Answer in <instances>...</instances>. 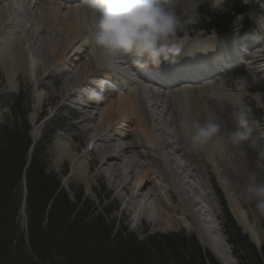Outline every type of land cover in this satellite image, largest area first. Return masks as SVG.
<instances>
[{"label":"bare ground","instance_id":"6f19581e","mask_svg":"<svg viewBox=\"0 0 264 264\" xmlns=\"http://www.w3.org/2000/svg\"><path fill=\"white\" fill-rule=\"evenodd\" d=\"M184 3L185 0H178L177 9L184 7ZM95 19L86 0H0V68L7 75L8 83H17L22 74L38 81L46 73L44 81L38 83L45 87V81L58 74L61 92L69 104L88 99L102 83L111 88L116 87L109 82L118 83L117 88L125 92L123 95L114 100V95L108 93L109 98L103 103H95L108 105L104 111L97 112L90 105L89 110L96 111L93 116L86 108L75 112L74 128L81 145L74 151L91 144L78 160L76 174L85 176L94 166L98 175L113 179L117 190L141 213L139 219H152L166 230L179 222L186 230L195 232L199 242L221 264H237L222 237L220 224L213 226L212 219H217L215 210L201 193L204 170L208 165H221L220 147L213 143L194 149L190 144L191 119H211V112L220 117L225 130L236 128L229 118L222 121L220 103L211 96L212 87L209 82L202 84L209 74L200 73L197 77L199 73H193L196 78L188 80L180 77L162 80L140 71L148 68L154 73L170 63L164 62L158 69L142 68L132 55L125 57L116 68H100L88 47ZM191 38H187L184 51L173 65L187 62V66L193 65L192 69L196 70L203 66L201 55L215 54L217 47H224L234 37L214 31L211 35L203 32L190 41ZM201 42L212 43L213 48L202 50ZM197 82L201 84L196 85ZM226 102L222 100L221 104L228 110ZM36 133L37 130L34 132L37 138ZM245 146L246 143L242 145L244 151ZM133 178L137 182L132 184ZM148 186V196L153 200L142 207ZM171 191L177 196L176 201ZM195 195L199 202L194 201ZM236 201L231 202L232 213L252 241L261 246L256 228L250 226L246 212ZM147 212L154 217L150 218Z\"/></svg>","mask_w":264,"mask_h":264},{"label":"rangeland","instance_id":"374dc122","mask_svg":"<svg viewBox=\"0 0 264 264\" xmlns=\"http://www.w3.org/2000/svg\"><path fill=\"white\" fill-rule=\"evenodd\" d=\"M257 1L258 0H251L248 2H242L239 0H185L184 7L180 6L177 9V14L181 16V18L186 19L191 17L195 20V23H192L191 27L190 24L188 25L190 28L189 32H186L185 42L188 40L187 38H191L195 34L199 36L205 32H198L197 30L199 29L206 28L210 30L207 31L209 34H212L214 31L220 32L217 29H212L217 28L216 26L218 23L223 24L221 28L223 30L228 29L229 27L230 33L235 32V34H237L241 32L244 21L248 22L249 20L243 15L233 16L236 4L255 5ZM250 18L255 21L257 32L251 31L245 33L248 35L246 40H249L251 48L247 46L249 43L244 40L240 47L236 49L238 53L235 55V59L240 63L237 64L234 70L221 72L216 76H211L206 82L202 81V84L209 82V86L212 87L211 96L214 101L220 103L222 121H226V119L229 118V120L236 125L235 117L233 115L235 109L233 108L238 101H243L248 109H254V112L262 110V117L259 121L256 120L257 116L249 114V120L253 131L249 139L245 142L246 151L242 149L243 154H241V150L237 149L234 152L231 150L230 146L223 148L220 147V157L218 161H221L222 166L220 163L215 167L213 165H208L201 175L202 179H200L203 187L201 188V193L205 195L209 205L215 210V212L213 211L216 213L214 216H217V219L211 218L213 220V226H217L218 223L220 224L222 228V237L228 244L231 254L237 264H247V262L241 253H239L240 256L236 255V247L232 244L233 240L230 237L231 232L228 231L229 229L224 223V209L218 201L214 186L217 185V187L221 189V194L224 196L226 203V209L242 230V234L247 236L249 241L257 247L258 250L262 251L264 248V215H261L256 209L255 201L249 200L244 193V187L247 183L249 174H256L258 181L264 183V17L254 18L250 16ZM229 21L231 22V25L228 24ZM232 30L233 32H231ZM190 41H192V39H190ZM206 45L208 44H203V46ZM46 76V73L42 74L37 78L38 81H36V79L34 80L31 76L22 74L18 78L17 83L9 84L7 75L2 68H0V99L8 94L18 95V93L23 92L26 97L25 101H28L30 104L31 112L28 116L30 125L32 126V147L30 154L36 143L44 136L47 129V131H57L50 141V146H47L49 168L51 171L62 176V185L71 197H74L76 192L79 194L82 191L84 199L90 202V205H94L97 209L96 212H100L105 208H108L107 210L114 208L112 209L111 220L116 222L117 228L123 227L132 234L137 235L140 239H145L151 236L169 237L174 233L184 234L190 238L194 237L198 245L213 256L214 254L199 242L196 233L186 230L184 225H181L179 222H176V227L166 230L162 226H158L152 222V219L150 220L149 218L144 217L139 219L141 213L139 214L138 209L129 204L128 197L117 190L113 179L106 175H98L94 166L90 168L88 174L85 176L82 175L80 177L76 174L75 168L78 166V160L81 159L85 151H88L91 148V144H84L78 152L74 151L77 146L79 147L81 145V141L77 137V132L74 128V124L77 121L75 118V112L77 109L80 110L86 108L93 116L96 111H93L92 109L89 110L88 106L90 105L97 108V112L104 111L108 105L101 104L96 106L95 103H103V100L109 98V94H104L101 92L102 90L96 89L93 92L100 97L99 99L91 95L93 92H88L87 94L90 93L87 97L88 99H80L77 103L69 104L65 100V93L61 92L63 89L60 82H58V74L51 76L45 81V87L38 86L39 81H44ZM217 79L219 80L216 81ZM198 84H201V82H197L196 85ZM256 90H260L261 92L258 93ZM122 92L125 93L124 91ZM108 93L114 95V100L120 95H123L120 91H111ZM222 100L225 102L227 101L226 103H228L229 106L228 110H225L221 104ZM215 116L216 115L211 112V119ZM9 119V109L2 107L0 104V124L5 123ZM36 130V134L38 135L37 138L34 136ZM227 131V129L225 130V128L222 127V133L226 134ZM135 180L136 179L133 178L132 184L137 182V180ZM158 183L160 182L158 181ZM191 183L197 186L195 180H191ZM146 189V195L143 198L142 207L148 206L149 203H151V200H153H150L148 196V190H150L149 186ZM162 193L168 199L165 191H162ZM26 195L27 190L24 189V200L20 214L23 230H26L27 222V214L25 212ZM171 195L174 196V201H176L177 196H175L173 191H171ZM193 199L196 202L200 201L199 197L196 195ZM235 199L238 201H236V203H238L239 207L246 212L250 226L256 228L262 241L261 246H257L252 241L232 213L231 202ZM201 205L205 206V204ZM148 214L151 215L150 218L154 217L150 212H147V215ZM235 241L237 240L235 239ZM188 251L193 252L191 248H189ZM214 257L218 264H221L215 255Z\"/></svg>","mask_w":264,"mask_h":264},{"label":"trees","instance_id":"16d2710c","mask_svg":"<svg viewBox=\"0 0 264 264\" xmlns=\"http://www.w3.org/2000/svg\"><path fill=\"white\" fill-rule=\"evenodd\" d=\"M25 100L23 92L0 99L10 111V119L0 124V264H218L194 237L174 233L140 239L117 228L111 220L114 208L96 212L82 191L71 197L62 176L49 168L47 146L57 131L47 129L30 154L31 110ZM24 189L26 230L20 215ZM216 192L236 255L241 253L247 264H264V248L258 251L242 234Z\"/></svg>","mask_w":264,"mask_h":264},{"label":"clouds","instance_id":"9594fccd","mask_svg":"<svg viewBox=\"0 0 264 264\" xmlns=\"http://www.w3.org/2000/svg\"><path fill=\"white\" fill-rule=\"evenodd\" d=\"M178 0H86L95 16L94 31L88 44L93 61L100 68L113 69L127 56L136 58L140 67L159 68L162 63L175 64L185 49V33L191 17L177 14ZM91 95L97 96L95 92ZM233 115L237 127L222 133L220 117L190 121V144L201 149L215 143L241 150L253 131L247 105L238 101ZM244 193L264 215V183L249 174Z\"/></svg>","mask_w":264,"mask_h":264}]
</instances>
